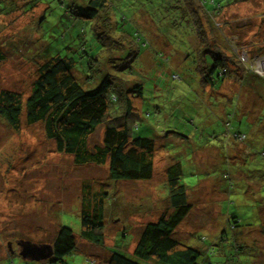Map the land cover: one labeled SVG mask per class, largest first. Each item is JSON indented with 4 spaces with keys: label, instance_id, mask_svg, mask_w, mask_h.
<instances>
[{
    "label": "rangeland",
    "instance_id": "rangeland-1",
    "mask_svg": "<svg viewBox=\"0 0 264 264\" xmlns=\"http://www.w3.org/2000/svg\"><path fill=\"white\" fill-rule=\"evenodd\" d=\"M5 1L11 11L0 14V43L6 46L7 56L0 62V89L25 96L39 60L31 58L35 53L39 57L45 43L40 40L37 20L47 5L38 2L29 10L26 6L31 0ZM47 1L51 2L46 11L48 23L58 26L45 32L49 40L66 18L59 20L65 14L64 4ZM170 1L109 0L108 14L101 11L90 20L99 36L103 29L110 31L106 40L111 49L116 45L117 50L116 41L123 42L117 32L121 29L135 35L138 45L132 40L130 45L137 53L144 50L139 39L145 37L150 42V49L140 59L130 60L131 67L119 65L128 61V57L122 59L128 44L123 51L99 57L104 70L121 74L125 80L131 78L125 70L138 72L144 88L142 109L147 116L136 121L134 134L155 139L151 178L112 180L107 166L77 165L72 157L56 152L40 124L27 125L23 119L19 131H14L0 118V264H48V258L23 259L16 242L51 244L59 225L71 227L76 238L75 251L65 256L68 264H107L113 251L131 256L143 225L169 209L166 172L175 159L181 163V180L187 185L191 204L173 233L175 239L204 251L214 239L218 242L219 232L225 230L227 238L214 245L209 264H264V123L253 135H249V126H240L248 132L246 143L225 136L219 115L228 106L224 93L237 91V83L230 77L216 89L201 86L192 57L199 43L195 35L168 25ZM211 19L214 28H221L219 38L230 35L237 40L248 52L244 60L264 74V0L234 1ZM79 41L75 37L71 44ZM156 52H162L159 59L165 64L157 60ZM240 92L241 104L247 105L253 119L264 102ZM103 130L100 125L90 135L91 146L101 141ZM171 131L186 137L178 140L174 134L167 135ZM94 195L105 203L101 245L78 234L81 198Z\"/></svg>",
    "mask_w": 264,
    "mask_h": 264
},
{
    "label": "trees",
    "instance_id": "trees-1",
    "mask_svg": "<svg viewBox=\"0 0 264 264\" xmlns=\"http://www.w3.org/2000/svg\"><path fill=\"white\" fill-rule=\"evenodd\" d=\"M67 1L69 3H65ZM67 1L59 0L65 6V14L59 20H66L49 40L44 34L55 25L49 24L47 20L46 11L51 7V2L31 0L27 4L26 9L29 10L38 2L47 5L37 20L40 40L45 43L41 46L39 57H35V53L31 58L39 60L29 92L23 96L16 90L0 89V118L14 131H19L23 119L27 125L40 124L45 138L52 141L55 151L72 157L74 164L105 165L109 178L115 181L147 180L153 172L156 142L153 138L134 134L136 121L143 115L147 116L142 109L144 88L137 79L138 72L135 69L125 70V74L131 75L125 80L121 74H113L101 67L99 54L107 55L115 51L116 45L112 49L107 45L110 31L103 29L102 36H99L92 27L91 21L101 11L108 14L110 2L83 0L80 4L77 0ZM73 1L77 2H74V6L71 4ZM234 1L237 0H171L167 5L171 12L167 23L196 36L199 44L192 57L202 87L216 89L230 77L237 83V91L224 93L228 102L225 106H228L225 111L222 109L223 114L218 115L225 136L238 143L241 140L246 143L249 135L258 134L260 124L264 123V105L259 109L260 114L250 119L251 110L241 104L240 91L248 96L249 93L252 97L255 95V98L264 102V74L254 71L251 64L245 61L243 52L247 57L248 52L237 40L230 35L219 38L217 33L221 28H214L211 19L223 6ZM10 11V4L0 0V14ZM53 28L58 29V26ZM117 32L123 42L116 41V52L123 51L127 48L124 45L128 44L127 51L124 50V54H127L122 58L128 57V61L119 65L131 67L130 62L135 57L140 59L143 52L150 49V42L145 37L139 39L141 44L138 43L144 50L137 53L138 49L131 50L133 48L130 45L131 40L135 41V35L123 29ZM75 37L80 38L77 45L71 44ZM3 46L4 43H0V62L7 57L6 46ZM161 54L156 52L157 60ZM256 54L262 53L257 51ZM161 62L165 64L164 59ZM243 124L251 128L249 135L240 129ZM100 125L104 126L101 141L91 146L89 137ZM170 133L167 135L174 134L178 140L186 137L179 132ZM261 153L264 155V152ZM181 174V163L175 159L166 172L169 209L143 225L131 256L113 251L107 264H148L149 261L157 264H209L207 258L213 253L214 245L227 238L225 230L219 232L218 242L214 239V243H209L204 251L184 244L173 235L191 209L187 185L182 182ZM80 203L78 234L90 243L101 245L104 238V200L95 195L83 196ZM51 245L52 254L48 264H68L65 256L74 252L77 246L72 228L59 225Z\"/></svg>",
    "mask_w": 264,
    "mask_h": 264
},
{
    "label": "water",
    "instance_id": "water-1",
    "mask_svg": "<svg viewBox=\"0 0 264 264\" xmlns=\"http://www.w3.org/2000/svg\"><path fill=\"white\" fill-rule=\"evenodd\" d=\"M19 255L23 259L40 261L49 258L52 254V245L49 243H33L29 240H18Z\"/></svg>",
    "mask_w": 264,
    "mask_h": 264
},
{
    "label": "built area",
    "instance_id": "built-area-1",
    "mask_svg": "<svg viewBox=\"0 0 264 264\" xmlns=\"http://www.w3.org/2000/svg\"><path fill=\"white\" fill-rule=\"evenodd\" d=\"M243 55H244V57H245V53L243 52ZM245 59H246V57H245Z\"/></svg>",
    "mask_w": 264,
    "mask_h": 264
}]
</instances>
